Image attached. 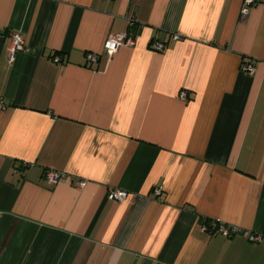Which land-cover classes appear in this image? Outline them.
Wrapping results in <instances>:
<instances>
[{
    "label": "crops",
    "instance_id": "1",
    "mask_svg": "<svg viewBox=\"0 0 264 264\" xmlns=\"http://www.w3.org/2000/svg\"><path fill=\"white\" fill-rule=\"evenodd\" d=\"M242 3L0 0V264H264V0Z\"/></svg>",
    "mask_w": 264,
    "mask_h": 264
},
{
    "label": "built area",
    "instance_id": "2",
    "mask_svg": "<svg viewBox=\"0 0 264 264\" xmlns=\"http://www.w3.org/2000/svg\"><path fill=\"white\" fill-rule=\"evenodd\" d=\"M108 1H113V0H108ZM242 1L243 3H242L241 11H240V21L244 22L247 20L249 9L257 3V0H242ZM133 26H134L133 22L130 21V27H133ZM174 39L180 40L181 36L176 34L174 35ZM133 43H134V38H133V32H131V30L124 34H112L106 40L104 44L103 52L101 54L90 53L87 56V60L89 63H95L101 55H104L109 60H111L121 47L128 46ZM24 48H25V44H24V40L22 39V37L19 34H13L11 38V48H10L11 59L14 60L15 55L18 52L23 51ZM152 48L154 51L159 52L164 49V45L161 43H155L153 44ZM54 62L59 63L60 62L59 58H54ZM242 70L249 75H253L255 72V68L250 62H245L242 67ZM180 97L182 100H186L188 98V93L186 91H182L180 93ZM63 177H64V174L60 172L49 171L45 175V181L49 186H51V185H54L60 178H63ZM76 186L78 188H84L86 186V182L78 181L76 183ZM153 193L158 199L161 195V189L154 188ZM127 197H128V193L120 189H113L109 191L108 193V199L116 203H121L125 201ZM211 225L214 228L213 231L207 225H204V224L202 225L203 230L209 233L217 231L218 234L224 237H229L232 234H235L236 232H238L237 229L230 228L228 226H225L224 224L212 223ZM247 236L252 242H257L260 240L259 236H253L249 234Z\"/></svg>",
    "mask_w": 264,
    "mask_h": 264
},
{
    "label": "trees",
    "instance_id": "3",
    "mask_svg": "<svg viewBox=\"0 0 264 264\" xmlns=\"http://www.w3.org/2000/svg\"><path fill=\"white\" fill-rule=\"evenodd\" d=\"M257 2H258V0H257ZM202 224L207 225L210 228V226H211L210 224H212V223H210L208 221H203Z\"/></svg>",
    "mask_w": 264,
    "mask_h": 264
}]
</instances>
